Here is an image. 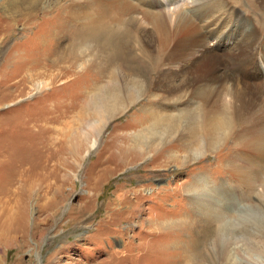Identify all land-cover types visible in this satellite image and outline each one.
<instances>
[{
    "label": "rangeland",
    "instance_id": "rangeland-1",
    "mask_svg": "<svg viewBox=\"0 0 264 264\" xmlns=\"http://www.w3.org/2000/svg\"><path fill=\"white\" fill-rule=\"evenodd\" d=\"M35 1L0 0V151L6 152L8 160L1 161L8 169L11 154H16L14 159L20 167L21 161L30 159L28 182L20 181L23 168H15L17 176L12 185L6 182V169L1 172V201L18 200L19 192L14 196L9 192L20 187L24 212L17 221L0 213V264H100L109 260L115 264H169L173 259L165 253L166 240L178 239L189 228L187 225L193 226L192 237L199 239L202 256L181 264H264V190L260 182H255L257 189L248 190L232 174V169L241 170L251 182L264 179L260 172L264 169V142L244 156L220 147L203 155L195 149L190 155L181 146L194 137L189 127L194 130L199 124L190 125L181 119L178 123L182 126L175 131L167 125L153 130L147 125L144 129L137 127L134 119L143 106L146 113L160 109L165 123L173 115L193 109L198 114L199 109L206 108L236 121V131H242V123L248 120L250 126L264 132V10L258 1L220 0L223 22L212 27L217 31L215 36L208 34L207 27L199 29L195 25L190 33H184L186 36L172 33L165 50L154 26L138 13L137 23L128 25L133 37L126 39L125 52L119 54L96 52L89 40L81 47L86 52H69L70 38H47L50 24L35 15L37 9L31 6ZM49 1L54 0H42V5ZM170 1L158 2L167 8L185 2ZM31 11L38 18H28ZM216 45H226V49L212 52ZM207 46L208 51L202 52ZM48 48L45 77L20 84L25 73L22 65L33 52ZM109 55L114 60L108 59ZM219 72L226 75L221 88L220 84L213 85ZM166 74L174 85H180L186 77L205 76V89H211V93L191 96L192 88L184 94L182 90L169 92L163 85ZM92 82L98 84V90L90 93L93 98L100 90L106 98L112 87L119 91L123 104L129 103L132 88L140 96L121 116L110 119L96 139L91 137L85 146L82 140L79 142L81 159L76 163L69 150L52 156L51 150L57 146L47 145L45 140L48 136H55V142L60 137L64 140L54 133L55 127H63L56 117L70 105L74 107ZM101 113L93 117L89 112L81 117L71 114L64 120L86 131L89 121L100 126L105 114ZM36 119H47L48 126L33 130L26 127ZM195 134L200 141V134ZM27 136L33 141L27 144L29 147L20 141ZM130 138L149 146L143 158L126 152L133 143ZM234 139L235 135L225 130L219 144L231 148ZM201 145L206 150V145ZM135 190L140 191L139 200ZM210 210L213 214L207 215ZM222 210L226 217L219 215L214 223L220 230L217 234H222L218 243H223L217 245L214 235H204L205 217ZM157 219L177 222L181 228L156 231L152 222ZM238 221L243 226L255 223L250 226L253 236H242Z\"/></svg>",
    "mask_w": 264,
    "mask_h": 264
},
{
    "label": "bare ground",
    "instance_id": "bare-ground-1",
    "mask_svg": "<svg viewBox=\"0 0 264 264\" xmlns=\"http://www.w3.org/2000/svg\"><path fill=\"white\" fill-rule=\"evenodd\" d=\"M21 1L23 2L25 1L27 4L28 3L30 4L32 0H20V2ZM66 1L67 0H54L53 2L49 1V3H47L46 5H42L43 4L42 0H36L35 2L31 3V6L35 7V9H37V12L35 13L31 11L27 14V17L34 18L36 16H34L33 13H35V15L41 18L40 20H42V22L45 21L50 24V26L47 29V38L48 37H61V38L68 37L70 38L72 41V45L70 46L71 49L69 52H86L85 50L81 49V47L88 40L93 43L92 45L94 46V49L96 52H111V53L118 52L117 54H119V52H125V48H124V46H126L125 41L127 38H129L130 40L132 36V32L129 29L128 25L137 23L138 13L142 15V18H144L145 20H148L149 23H151L154 26L156 33H158V34L156 33L155 34L158 35V38L161 41L160 46H161V49L163 50H165L169 46L170 37L172 36L171 34L174 32L175 34H178L177 33L178 31L181 34L183 33V35H185L184 33L186 34L190 33V30H192L196 25V26H200L199 29H201V26L207 27L208 34L210 36H215V32L217 31L215 28H212V27H214L215 24H219L223 22V17L222 15H220V10H219L220 4H221L220 0H192L190 2L188 0H185L183 4L182 3L177 4L174 6V8H170V7L167 8L166 5L159 3L158 2L159 0H70L68 1V3H65ZM257 1L260 4L261 9L264 10V0H257ZM145 3H149V4L144 5ZM174 3H175L174 0L170 1V4H174ZM147 6L149 8L152 7V8L160 9V11H157L154 13L149 8L148 9L142 8V7H147ZM48 16H51L50 18L52 19L49 20V18H47ZM202 29L204 28L202 27ZM254 38H256V36ZM225 46L226 45H224V47L222 45L221 46L216 45L214 50L212 49L210 50H212V52H224V50L226 49ZM241 48L243 47H240V49ZM48 50L50 49L49 48L47 50L43 49L42 52H33L31 54V56L27 59V62L22 65L25 73L22 76V79L19 81L20 84L22 82L33 83L34 80H36L37 78L45 77L47 68H49V66L46 64L50 58V53H48ZM207 51H208V46L207 48H204V50L202 49V52H207ZM92 52H93V49H92ZM111 56L109 55L108 59ZM110 59L111 61L114 60L112 58ZM77 60H82V59L77 57ZM70 68L72 67L70 66ZM168 77H171V76L166 74L164 76L165 82L161 81L160 84L164 82L163 85L166 88L168 87L169 92L177 93L178 91L182 90V93L184 94L185 92H187L189 89L192 88L191 96L195 94L199 96H204V95H207L211 90L208 88L205 89L207 85L205 82L206 79L204 78L205 76L204 77L194 76V77H188V78L186 77V79H183V81L181 82L180 84L181 86L174 85V83L172 82L173 81L172 79H170L171 81L169 82ZM217 77L218 78L213 82V85L216 86L220 84V88H221L222 86L221 84L223 83L222 81L226 78V75L223 72L221 73L219 72V75ZM97 85L98 84L96 82H92V84L88 88L89 90H87V92H85V94L80 97L79 101L74 107L70 105L71 107L67 111L65 112L63 111L64 114L56 117V119L58 120V123L60 125H63V127L61 129L53 127L54 133H56L58 136H62L64 140L61 139L60 137V140L55 142V136L54 137L52 136L53 138L48 136V138L45 140V143H47V145L57 146V148L54 147V150H51L52 156L54 155V157H56L59 154L61 153L64 154L66 151L69 150L70 151L69 155H72V157H75L74 162L76 163L78 160L81 159L80 158L81 151L79 149L80 147L79 142L82 140L83 145L85 146V144L89 141L91 137H95L94 139H96V137L103 131L104 127L107 126V123L110 119H114L115 117L117 118L121 116L123 112H126L128 109H130V105L138 101L137 99L140 96L137 94L136 92L137 90L132 88L131 89L132 95H128L130 96V98L128 99L127 97L124 98L125 100L126 99L130 100L128 101L129 103L123 104L124 102L120 99V94L117 88L112 87L110 85L112 89L110 91L107 90V93H105L107 94V96H105L106 98L102 97V93H104L103 90H100L96 98H93L90 96V93L91 91L95 92V90L97 89ZM198 85H199V88L195 89V87ZM248 87H252V86L248 85ZM78 96H80V94ZM181 97L186 98V96H181ZM187 99H190V98H187ZM68 104L69 103H67V105ZM146 109L147 107L143 106L141 109L137 111V115L134 116L135 117L134 119L137 120L135 125L139 128L144 129L145 126L147 125L149 126L148 128L151 127L153 130H157V128H161L162 126L167 125V127H170V129L175 131L179 129L180 126H182L180 123H178L179 120L181 119L188 121L190 125L193 123L199 124V127H198L199 129L195 128L194 130H192L189 127V129L194 134V137L191 139V141H188L183 146H181L183 147L182 148L183 150L189 151L190 155L192 154V152H194L195 149L203 155L205 152H211V153L216 152L218 148L220 147L221 149L227 150V153L229 152V149H232L233 150L232 153L235 152L238 156H244L247 153H251V151L255 147H258L264 142V132H259L258 129H256L255 126L253 125L250 126L248 120L242 123V126H243L242 131H236L235 129L237 126L236 121L232 122L231 119L222 117V114H220L218 110L209 111L206 108H201L199 109V112L197 114L196 109H193L191 113L185 112L180 116L178 115L171 116L169 121H167L168 124H166L167 122L165 123V120L161 119V117H164V114L160 113V109L151 110L152 112H149V113H146L147 112ZM186 110L187 109L185 108L178 112L180 113ZM85 112H89L91 116L94 113L98 114V113L104 112L105 113L104 118L102 117L103 119H102L100 126L96 125L95 123H91V121H89L90 123L88 122H87L88 124L86 123L87 124L86 131L84 130L81 131L80 129L81 127L77 128L75 127L74 124H71L72 122L64 120V117H66L67 115L69 116L72 114L73 116V114H78L80 115L79 117H81L83 113ZM95 119H98V118H95ZM75 122L77 123L78 121H75ZM47 124H48L47 119H36L35 123H30L26 125V127H28L30 130H33L35 128L46 127L48 126ZM49 128L50 127H48V129ZM225 130H229L231 134L235 135L234 147L232 146L233 148L232 147L229 148L226 146L223 147L224 144L221 146L219 144L220 134ZM195 133L200 134V141L198 140V137ZM20 141L22 142L24 146H27L28 143L31 144V142H33L28 136L22 137ZM129 141H132L133 143L128 145L129 147L126 148V152L131 155H135L136 158H143L145 151L148 150L149 146L147 147V145H142L143 144L142 140L137 141V140H134V138H130ZM201 144L206 145V150H204L201 147L202 146ZM5 154L6 152L0 151V177L2 175L1 172H4V170L6 169V167L1 161L2 159L7 160V156ZM16 157H17L16 154H11V161H10L11 164H9L8 169L5 170V172L6 171L8 172L7 173L8 180H6L8 185H12L14 183L13 181L16 180L17 173L15 172V168L17 167L24 169L23 174L20 175V178H21L20 181L28 182L30 178L29 177V167H28L30 159L26 158L24 161H21L22 165L20 167V166H17V163H18L17 159H14ZM244 168L247 169V166H244ZM260 172L264 173V169H262ZM232 174L234 175V178H238L239 182L242 185L246 186L248 190H253L254 187L255 189H257L256 188L257 185L255 184V182L256 183L260 182L261 184L258 183V185L260 184V186H262V189L264 190L263 177L260 179V181L251 182L249 175L246 174L244 171H241V170L233 171L232 169ZM199 182L204 183L203 180ZM0 186H1V183H0ZM0 190H1V187H0ZM20 191H21V188L17 187L15 191H10L9 194L12 193V195L14 196V195H17V192H19L21 195ZM137 192H140V191H136L134 194H135V198L139 200L141 196H140V193H137ZM19 196H18V200L16 199L11 200L9 198L10 200H7L5 203L1 201L0 199V213L5 212L7 219L12 218L11 221L14 219H16L17 221V218L18 219L20 218L19 217L20 213L24 212V207H22V204L20 203ZM93 196L94 195H92L89 198H92ZM202 200H205V199H202ZM228 201H229L228 204L232 205L231 201L230 200ZM115 204H118V202H116ZM118 211L121 213L120 209ZM215 212H218V208L217 210H215ZM215 212H214V216H211L210 218L205 217L207 219H206V224L204 226V229H205L204 235L206 237H208L209 235H214V237L217 238V245H218V244L223 243V242L218 243L220 241V238L222 237L221 236L222 234H217L219 228L218 229L215 228L214 223L217 222V219L219 220L218 218L219 215L226 217V214L225 212H223V210H222V213H215ZM208 213L209 214L207 215H212L213 211L210 210ZM1 215L2 214H0V217ZM212 217H216V219H212ZM22 219L23 220L26 219V212H25L24 218ZM247 220L248 219H246V222ZM252 225H255V223L254 224L252 223ZM252 225L250 224V226ZM152 226L154 227L156 231H160V230L162 231L165 229L176 231L177 228H181L179 227V224L177 222H163L160 219H157V221H153ZM236 226L241 227L239 229H240V232L242 231V236H245L246 234H249V236L250 235L253 236V233L251 234V232H253L252 231L253 227L251 228L250 226L245 225V224L243 226V224L240 225V223L237 224ZM187 227L189 228H187L186 231L184 230L185 233L184 231H182L180 233V236L178 237V239L183 240L182 242H179V240L176 238L173 239L172 242L171 240H166L167 244H165V247L167 250L165 253L167 254L168 257H171V259H173L170 262L171 264H181L184 261L191 262L193 261L192 259L193 257L195 258V257L202 256V251L200 252L198 250V247L200 246L199 239L195 241L194 238L192 237L193 226L187 225ZM0 233H1V229H0ZM220 246H221L220 248L221 250H223L225 247L224 245H219V247ZM115 262L113 260H109V261H106L100 264H115ZM166 263H169V262H166Z\"/></svg>",
    "mask_w": 264,
    "mask_h": 264
}]
</instances>
